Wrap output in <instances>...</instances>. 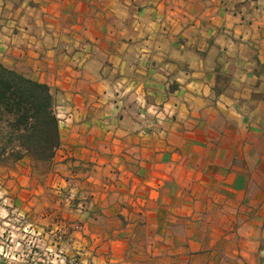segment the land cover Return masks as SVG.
I'll use <instances>...</instances> for the list:
<instances>
[{
    "label": "crops",
    "instance_id": "0c3cea01",
    "mask_svg": "<svg viewBox=\"0 0 264 264\" xmlns=\"http://www.w3.org/2000/svg\"><path fill=\"white\" fill-rule=\"evenodd\" d=\"M0 64L54 94L11 172L81 263L264 264V0H0Z\"/></svg>",
    "mask_w": 264,
    "mask_h": 264
},
{
    "label": "rangeland",
    "instance_id": "374dc122",
    "mask_svg": "<svg viewBox=\"0 0 264 264\" xmlns=\"http://www.w3.org/2000/svg\"><path fill=\"white\" fill-rule=\"evenodd\" d=\"M17 163L0 165V264H83L71 242L83 224L57 208L51 193L13 174Z\"/></svg>",
    "mask_w": 264,
    "mask_h": 264
},
{
    "label": "trees",
    "instance_id": "16d2710c",
    "mask_svg": "<svg viewBox=\"0 0 264 264\" xmlns=\"http://www.w3.org/2000/svg\"><path fill=\"white\" fill-rule=\"evenodd\" d=\"M51 88L0 64V165L50 163L60 146Z\"/></svg>",
    "mask_w": 264,
    "mask_h": 264
}]
</instances>
